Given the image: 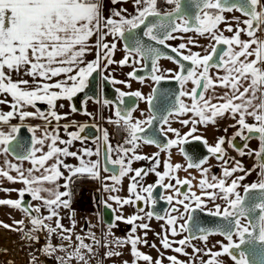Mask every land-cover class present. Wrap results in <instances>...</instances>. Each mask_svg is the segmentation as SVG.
<instances>
[{"label": "snow or ice", "instance_id": "1", "mask_svg": "<svg viewBox=\"0 0 264 264\" xmlns=\"http://www.w3.org/2000/svg\"><path fill=\"white\" fill-rule=\"evenodd\" d=\"M131 2L132 12L123 7L109 8L105 0H0V105L8 108L7 111L0 109V155H11L17 161L5 159L0 177L23 185L19 189L0 188V191L15 192L18 196L15 200L0 199V206L22 211L31 225L27 232H24V219L14 220L12 225L0 221V227L24 232V239L36 243H40L39 233L43 232L45 244L41 251L48 256L57 251L65 252L66 256L56 257L60 264H70L72 260L77 264H90L99 254L94 250L97 245L108 249L103 253L104 259L121 256L111 244L130 245L132 264L139 261L163 264L164 259L169 264H195L192 257L181 261L176 255L165 256L147 239L151 229L144 221L155 216L165 221V225H161L162 232L155 235L161 238V247L166 251L189 256L185 249L191 247L193 254L199 257V264H264V38L257 35L264 31V0ZM110 3L117 5L128 3V0H110ZM233 12H239L244 19L232 16L229 20L225 16ZM221 24H225L223 29ZM225 32L232 35L227 36ZM187 33H194V36L185 37L183 34ZM242 35L248 39H241ZM201 37L207 39L206 45L199 43ZM173 40L181 42L173 46L169 43ZM121 42L123 55L117 60L114 56ZM194 47L201 51H193ZM162 48L174 55H168ZM92 52L95 58L88 60L86 57ZM161 59L177 67L162 69ZM113 65L116 67L112 68ZM125 67L131 68L126 73L127 78L117 79L113 73ZM140 72L146 75H139ZM97 76L100 83L122 84L128 89L132 87L130 81L143 84L150 80L155 87H151L147 95L139 90L116 88L115 100L97 99L95 102L103 107L114 108L115 118L107 117V123L125 133L123 142L113 146L109 142V131L92 125L101 133L93 140L96 147L71 151L75 141L83 144L88 139L81 133L89 125L65 124L63 131L68 139H62L59 121L78 111L71 101L78 93L85 92ZM169 79L179 84L178 91L159 87L162 81ZM189 83L191 88L186 87ZM217 88L224 91L217 94ZM210 90L211 96L207 95ZM125 98L131 99L126 101ZM92 99V96L86 97L82 114L92 116L86 107ZM61 100L70 102V113H58L57 102ZM139 101L147 105V115L139 111V117H135ZM38 103L46 104L47 111L38 108ZM226 115L235 123L222 131L227 133L228 128H234V134L227 141L219 136L214 144H209L198 126L215 125L217 118ZM28 119L43 120L44 126H28L25 124ZM13 120L19 123H12ZM173 122L188 131L182 133L172 126ZM70 126L76 130L69 132ZM25 127L31 133L27 141L21 133ZM169 133L174 138H168ZM237 137L245 141L242 148L234 143ZM251 139L258 140V148L245 152L247 141ZM191 141H199L209 157L223 162L222 176L209 178L211 169L204 166L209 157L199 155L198 145L192 147L191 154L186 151L184 145ZM226 142L240 156H254L257 163L251 169H245L241 161L228 167L234 158L224 159ZM142 144L154 145L159 151L151 156L139 154L137 150ZM174 147L185 157L186 165L171 162ZM161 152L167 154L163 172L157 170L161 165ZM93 156L97 159H91ZM68 157L77 159L79 164L66 163ZM141 160L150 162V166L134 169L132 164ZM25 162L30 167L25 168ZM257 168L260 169L258 179L244 183ZM190 169L197 170L200 175L197 185L200 194L192 190L196 177L191 175ZM181 170L189 173L191 179L179 178L177 173ZM13 172L15 175L11 174ZM102 172L111 174L102 176ZM237 172L243 174L236 176ZM149 173H154L158 179L145 186L142 181ZM125 177L129 179L128 197L112 195L121 190L119 186ZM74 178L101 182L109 196L100 203L108 209H112L109 200L119 205L121 214L114 220L133 225L125 239L109 240L113 235L111 229L116 225L105 221L108 232L102 237L104 243L93 232L87 237L92 243H86L84 236L75 234L74 211L68 217L71 226H64L61 209L71 207L70 186ZM61 180L63 184L59 183ZM45 184L53 186L45 187ZM185 186L187 191H182ZM157 188L171 191L169 195L159 196L170 206L163 215L154 210L144 212V208L128 217L123 215L125 205H135L138 201L154 209L157 199L153 193ZM26 195L40 203H25ZM218 200L222 203H217ZM141 212L144 214L140 215ZM198 212L218 218L219 223L205 227ZM137 221L140 223H135ZM138 228L144 230L143 236L135 235ZM54 235L60 241L57 245L52 244ZM169 235L182 238L170 240ZM212 236L222 239L209 247ZM194 240L200 241L202 246L193 244ZM140 244L156 249L157 258L140 251ZM29 264H36L34 255Z\"/></svg>", "mask_w": 264, "mask_h": 264}, {"label": "rangeland", "instance_id": "2", "mask_svg": "<svg viewBox=\"0 0 264 264\" xmlns=\"http://www.w3.org/2000/svg\"><path fill=\"white\" fill-rule=\"evenodd\" d=\"M262 32L263 31L257 33V35L260 38H264V34H262ZM183 35H185V37L192 36L191 33H187V34H183ZM241 38L244 39V40L248 39V37L244 36V35H242ZM196 48H198V47H194L193 50L195 51ZM199 51H201V50H199ZM150 86H151V81H147V83H145V85H144V88H142V92L145 95H147L149 93L148 89H149ZM217 91L218 90H216V93L218 94ZM207 95H209V96L213 95L212 91L210 90ZM141 102L142 103H139V107H141V109H142L141 111H144L145 110L144 109L145 105H144L143 101H141ZM216 102L217 101L214 99L213 103H216ZM28 110L34 111V109H31V108H29ZM173 124H176L179 128L182 127L178 122H173ZM182 128H184V127H182ZM171 136H172V138H174L173 135H171ZM149 149H151V148H149ZM151 150H153V149H151ZM137 151H138L139 154H143L144 152H146L145 151V146L142 144L141 147ZM5 159H7V160H9V161H11L13 163L17 162L15 159L13 160L12 158H10L8 156L5 157L3 155H0V167L4 166ZM49 163H51V161ZM132 165H133V168L136 167V169L142 168V167L143 168H147V167L150 166V162L141 160V161L134 162ZM24 167L28 168V167H30V165L27 162H25L24 163ZM157 170L160 171V167ZM12 175H14V173H12ZM37 175H39V173H37ZM103 175L107 176V174H105V173H103ZM148 176L150 178V180L148 181V184H149L150 181L153 182L154 180L158 179L155 176L154 173H149ZM128 181H129L128 177H125L123 179L122 185L119 186L121 188V190L118 193H112V195H119L122 198H126L128 196V191H127V189H128ZM0 182L4 184L0 188H17V189H19V188L23 187L22 184H20V183H15V184L10 183L3 177H0ZM96 182H98V180H96ZM9 183L12 184V187L7 186V185H9ZM107 183L112 184V181H107ZM100 185L102 187L101 182H100ZM52 186L53 185L45 184V187H52ZM101 192H102V195H101L102 196V200L104 201V200H106L108 198L109 193L105 192L103 190V187L101 189ZM78 193L80 195V198H79L80 199V203L78 205H91L92 198H91L90 190L85 189V187L84 188L81 187V189L79 190ZM16 195L17 194L15 192L7 193V192L0 191V199H4V198H10L11 199V198H14V196H16ZM44 195H46V193ZM108 202L113 206L114 209H117V211L115 212V216L116 215H120L121 212L119 210V205L115 204L114 202H112L110 200ZM29 203H31L33 205H36V204H39L40 202L39 201H31ZM92 207H93V205H92ZM92 207L89 206V210L90 211H92V209H93ZM132 207H133V205H132ZM4 208H6V207H4ZM4 208L3 209L0 208V221H2L3 223L12 225L14 220H21V219L25 218V214L23 212H20L19 210H16V209L5 210ZM132 210L134 211V213L137 212V210L134 209V208H132ZM122 213H123V215L125 217L130 216L131 215L130 208L128 209L127 205H125L123 207V209H122ZM143 214H144L143 212L140 213V215H143ZM7 221L8 222L10 221V223H8ZM86 221L88 223V219ZM137 222H138V224L140 223V221H137ZM144 222L148 223L149 227L151 229L150 231H148L147 239L151 243H155L157 245V249H159L160 252H163L165 254V256H168V254H171L172 251H170V250L166 251V250H164L161 247V238L157 237L155 235V233H161L162 232L161 225H165V224L162 223V222H159V221H157L156 219H153V218L151 220H145ZM121 223H124V221H117V225L114 228L111 229V232H112L113 235L108 237L109 240H113L114 238L125 239L131 233V229H132L133 226L125 225V224L122 225ZM26 226H27V224L25 223L24 232H27L28 229H29V228L26 229ZM85 228L86 227L81 223L80 226H79V229L83 230ZM87 228H90V230H94V231H98L99 230L97 226L91 225V224L88 225ZM101 230H102L101 238L100 237L98 238V236L96 238L101 240L102 243H104L102 237L104 236L105 233L108 232V227L104 226V227L101 228ZM143 231H144L143 229H139L138 228L137 232L135 233V235L143 236ZM0 232L2 234V235H0V243H2L3 245L7 246V251L0 250V264H9V262L11 261V258L13 257V254H11L10 251L14 247H17L16 244H15L16 246L14 245V242H16L18 240H23L24 239V232L9 231L8 229H5L3 227H0ZM33 235H36V234L34 233ZM180 238H182V237H180V236L171 237L169 235V239L170 240H179ZM218 240H220V238L218 236L210 237L209 238V242H208V246L211 247V245L215 241H218ZM85 242L86 243H92V241L90 239L85 240ZM8 243L12 244V245H9ZM192 243L195 244L198 247L202 246L200 241L194 240ZM38 246H39L38 244H31V243L26 244V245H22L21 247H20V245L18 246V247L21 248V250H25V248L27 249V251L26 250L24 251V255L28 259V264H29L30 259H31V253L34 252ZM43 247L44 246L42 245L41 249ZM110 247L113 250H115V251H120L122 253V255L119 256V257H112V258L104 259L105 262L103 264H122L123 261H128L129 264H132L133 257L130 254V245H125L123 247H117L115 244H111ZM138 248H139L140 251L151 255L154 259L157 258V257L155 258V256L158 255L156 249H153V248H150V247H146L143 244L138 245ZM94 250L97 253H99V254L95 257V260H94V258L90 260V264L92 262H93L92 264H101V263H99V259L100 258H98V257H100L101 253L106 252L108 249L101 248V247H99V245H97V246L94 247ZM185 250H186V252H188L190 255L193 256L194 260L197 261V263L199 262V257H197V256H195L193 254L191 247H188ZM53 255H52V257L54 258V264H58L57 259H56L57 254H53ZM205 258H207V257H205ZM181 261H183V260H181ZM166 263H167V260H164L163 264H166ZM36 264H39V263L36 262ZM72 264H77V262L73 261ZM138 264H146V262L139 261Z\"/></svg>", "mask_w": 264, "mask_h": 264}, {"label": "crops", "instance_id": "3", "mask_svg": "<svg viewBox=\"0 0 264 264\" xmlns=\"http://www.w3.org/2000/svg\"><path fill=\"white\" fill-rule=\"evenodd\" d=\"M106 4H108V7L109 8H127L129 12H132L133 11V5H132V2L131 0H128V3H121V4H117V5H112L110 3V0H105ZM225 16L230 20L232 16H237V17H240L241 19H244V17H242L238 12H233V13H225ZM221 29H223L225 27V24H221L220 25ZM233 27H235V22H233ZM192 36H194V33H191ZM225 35L227 36H230L232 35V33H228V32H225L224 33ZM94 39V38H93ZM242 39V38H241ZM199 40V43L201 45H206L208 43L207 39L205 38H198ZM198 48H196L195 51H197ZM200 49V48H199ZM194 51V50H193ZM122 55H123V52H122V47H121V44L118 45V50L116 51L115 53V56H114V59H121L122 58ZM88 60H92L95 58V55H94V52L92 53H89L86 57ZM166 63V61H163L162 63H160V66H164ZM112 68H115L116 66L113 65L111 66ZM120 74L122 75V77L124 79H126V73L131 71V68H128V67H125L123 69H118ZM27 78V77H26ZM148 80L145 81V83H147ZM131 82V89L130 90H138V88H144V85L145 83L141 84L137 81H130ZM151 87V86H150ZM149 87V89H150ZM148 89V91H149ZM8 99L10 100L11 98L8 97ZM60 104H63L64 107L63 108H60L59 105ZM69 101L67 100H61V101H58L57 102V111L58 113L60 114H64V113H70V107H69ZM85 105H84V102H83V109H84ZM87 111L92 113V116H87V115H84L82 114L83 113V110L81 113H70L67 117V119H62L59 121V127L61 129L60 131V137L62 139H68L67 135L64 133L63 131V126L65 124H69V125H72L73 122H75V124H79V125H83L84 123H93L94 125H96L98 122L100 123L99 125V128L101 129H107L109 131V142L115 146L118 141L116 140V137H115V134L113 133V130H112V126L114 124H109L107 123V117L109 116H112L113 119L115 118L113 113H114V109L112 106H109L107 108L103 107L101 103H96V102H93V101H90L88 100L87 102ZM0 109H3L4 111H7L8 108L6 105H0ZM47 111V110H45ZM12 123H19L18 120H13ZM25 124L28 125V126H34V125H40L41 127L44 126V121L43 120H40V119H28L25 121ZM53 126L55 127L56 126V122L53 121ZM76 128L74 126H70L68 128V131L71 132V131H75ZM98 134L99 136L101 135V133L98 131ZM37 135L39 136L40 133L38 132ZM82 147H88V148H95L96 145L93 143V141H88V140H85L83 142V144H81L80 141H75L72 145V147L70 148L71 151H77L79 150L80 148ZM153 154V150H150ZM152 154H149L147 156H151ZM9 157V156H8ZM11 158V157H10ZM113 158H115V156H113ZM91 159L95 160L97 159V157L93 156L91 157ZM14 160V159H13ZM66 163L68 164H72V165H78L79 164V161L73 157H68L66 158L65 160ZM133 167V165H132ZM136 169V167L134 168ZM14 173V172H13ZM104 172L101 173L102 176ZM12 174V173H11ZM107 174V173H105ZM15 175V173H14ZM65 175H67V173H65ZM109 174H107L108 176ZM150 180L149 176H145L144 179H143V184L145 186L148 185V181ZM167 181V180H166ZM59 183L63 184V180L59 181ZM152 182L150 181L149 184H151ZM2 185H4L3 183L0 182V187H2ZM128 185H129V181H128ZM7 186H10L12 187V184L9 183V185ZM96 186V183L94 182V184H85L83 185L82 187L87 190H90V193H92L93 191V188H95ZM64 189L61 188V191H63ZM129 195V194H128ZM17 195L14 196V198H11L13 200L17 199ZM76 197V198H75ZM128 197V196H127ZM75 198V199H74ZM73 198V201L71 202V207L70 209H61V216L63 217L62 219V223L64 224L65 227H70L71 226V222L70 220L68 219L69 215L71 214L72 211L75 212V221H76V228H75V234H78V235H82L85 237V240H87L88 238V233L89 232H93L95 233V236L96 234H100V236H98V238L100 237L101 238V234H102V230L101 228L103 227L102 224L100 223V219H99V215H98V212L95 211L94 207H92V205H78L80 203V195L79 193L76 194ZM31 198H30V202H31ZM89 206H91L93 209L92 211L89 210ZM128 209L130 208V213L131 215L134 214V211L132 210V205H127ZM112 209L113 206H112ZM43 211V210H42ZM88 214V215H87ZM114 214V217H115V212H113ZM88 217V218H87ZM88 219V223H86ZM53 223L54 225V221L51 222ZM83 224L86 228L83 229V230H80L79 229V226L80 224ZM114 223L115 225H117V221L114 220ZM138 224V222H135ZM95 225L98 227V231H94V230H90V228H87L88 225ZM122 225H129L127 223H121ZM133 226V225H131ZM39 236H40V243H36L35 241H30V240H26V239H23V240H18L16 242H14V244L17 245V247H14L10 253L13 254V257L11 258V264H28V259L26 258V256L24 255V251L27 249L25 248V250H21V246L22 245H26V244H38L39 246L36 248V250L34 252L31 253V256H35L36 257V262L39 263V264H54V258L51 256H48V255H45L42 251H41V246L45 244V234L43 232L39 233ZM97 237V236H96ZM51 240H52V244L53 245H57L58 243H60L59 239H58V236H52L51 237ZM66 243V242H65ZM15 245V246H16ZM20 245V247H18ZM75 246V239L73 237V247ZM21 250V251H20ZM71 250V249H70ZM54 254H57V257L58 256H66V253L65 252H60V251H57L56 253ZM103 254V253H102ZM54 256V255H53ZM103 256V255H102ZM95 260V258H94ZM75 261V260H72L70 262V264H72V262ZM102 264L105 262L104 261V258H102ZM100 261V263H101ZM9 262V264H10ZM58 264H60V261L57 260ZM93 263V262H92ZM91 263V264H92Z\"/></svg>", "mask_w": 264, "mask_h": 264}, {"label": "flooded vegetation", "instance_id": "4", "mask_svg": "<svg viewBox=\"0 0 264 264\" xmlns=\"http://www.w3.org/2000/svg\"><path fill=\"white\" fill-rule=\"evenodd\" d=\"M180 42H181V41H179V40L169 41V43L172 44L173 46L177 45V44L180 43ZM199 50H201V49L198 48L197 51H199ZM163 61H166V63H165V65H164L163 67L161 66L162 69H170V68H171V69H175V68L177 67L174 63H172V62H170V61H168V60H160V63H162ZM104 74H107V73H104ZM113 75H114L117 79H121V80L124 79V78L122 77V75L120 74L119 70L115 71V72L113 73ZM148 81H150V80H148ZM112 86L114 87V89H116V88H120V89L123 90V91H130V89H128L127 87H125V86L122 85V84L112 85ZM151 86H152V82H151ZM191 86H192V85H191L190 83H189L188 85H186L187 88H191ZM150 88H151V87H150ZM138 90L142 92V89H141V88H138ZM216 90H218V91H217L218 94H219V93H222V92L224 91V89H220V88H217ZM131 91H134V90H131ZM149 92H150V89H149ZM116 96H117V93H116ZM138 103H142V102L139 101ZM144 105H145V107H144V109H145L144 112H145V114L147 115L146 104L144 103ZM141 110H142L141 107H139L138 111L134 114V116H135V117H139V111H141ZM185 118H186V117H185ZM249 122H252V121H251V118H249ZM233 123H235V121L232 120L230 116L226 115V116L223 117V118H217V123H216L215 125L210 124V125H208L207 128H204L203 126H198V127H199V130H200V134H203V136L208 140L209 144H214V143L216 142V139H217L219 136H224V137L226 138V141L229 140V139H231V137H232V135L234 134V132H235L236 129H234V128H228V132H227V133L223 132L222 129L228 127L230 124H233ZM96 126L99 128V126H98L97 124H96ZM172 126L175 127V128H177V129H179L182 133L188 131L187 128H182V127L179 128L176 124H173ZM114 128H115V125L112 126V130H113V133L115 134L116 140H117L118 142H120V141L118 140V138H119L120 136H125V133H121V134H119V135H116V133H115V131H114ZM218 128L221 129V130L218 131V130H217ZM171 135H172V134L169 133V134H168V138H172ZM122 142H123V141H122ZM122 142H120V143H122ZM234 143L237 145V147H241V148H242L243 145L245 144V141L242 140L241 138L237 137L236 140L234 141ZM258 143H259V142H258V140H256V139H251V140L247 141L248 148H245L244 151L247 152V151H249L250 149H257V148H258ZM143 145L145 146V151H146V152L143 153L144 155L152 154V152L150 151L151 149H153V153H156V152L159 151L158 148H155V147H153V146H151V145H145V144H143ZM201 145H202V144H201ZM202 147L204 148L203 145H202ZM149 148H151V149H149ZM224 148H225L226 153H227V155L224 157V159H228L229 157L234 158V160H233L232 162L229 163L228 167H232V166H234V162H235V161H241L245 169H251V168L257 163L256 158H255L254 156H247V155H245V156H240L236 150H234L233 148H231V147L228 146L227 142L225 143ZM204 149L206 150V148H204ZM206 151H207V150H206ZM207 157H209V154L207 155ZM165 159H167V154L164 153V152H161V153H160V160H161L160 172H163V171H164V168H163V161H164ZM171 162H172L173 164L180 163V164H184V165H186L185 157H183V155L179 154L178 149L175 148V147L171 150ZM222 163H223L222 161H218L217 159H215V157H209L207 164L204 165L205 167H210V169H211L210 173L208 174V175H209V178H210L212 175H216V176H218V177L222 176V168H221ZM259 171H260V169L257 168L256 171L252 172V174L246 178V180L244 181V183H250V182H252V181L257 180V179H258ZM189 172L191 173L192 176H195V177H196V179L192 181V183H193V188H192V190H193V191H196L197 194H200L199 188L197 187V185H198V180L200 179V175H199V173L197 172V170H195V169H190ZM107 174H108V173H107ZM242 174H243V173H241V172H237L235 175H236V176H239V175H242ZM109 175H110V174H109ZM177 175H178L179 178H181V179H184L185 177H188L189 179H191V176H189V173H186V172H184L183 170L179 171ZM155 181H156V180H154L151 184H153ZM165 182H167V181H165ZM95 183H96V186H95V188H93V191H92V193H91V198H92L91 205H93V207H94V209H95V211H96V207H95V205H101V204H103V203H100V202L103 201V200H102V196H101V195H102V192H101L102 187H101V185H100V181L96 182V180H95ZM173 183H174V181H173ZM93 184H94V183H93ZM81 187H82V186H81ZM184 189H185V191H187V186H185ZM160 190H161V195H169V194H171V191H170V190L166 191V190L163 189V188H160ZM156 191H157V189H156ZM209 191H210V190H209ZM94 193L97 195V201H96V202L94 201ZM154 194H155V192L153 193V195H154ZM17 198H18V197H17ZM29 202H30V201H29ZM217 203H222V201H219V200H218ZM137 204H140V205H139V208H144V211H145V212H147V211L150 210V205H149V206H145V204H144L143 201H138ZM209 206H211V205H209ZM4 207H6V208H4ZM169 207H170V206L167 204V207H166L165 211L168 210ZM0 208H1V209L4 208L5 210H10V209H12V208L9 207V206H0ZM133 208L136 209V208H135V205H133ZM136 210L138 211V209H136ZM154 211H155L156 213H159V211H160L159 206L155 207V208H154ZM165 211H164V212H165ZM20 212H22V211H20ZM163 214H164V213H163ZM173 214H174V213H173ZM153 219H156V218L153 216ZM24 220H25V223L27 224L26 229H27V228H30L31 225L28 223L27 219L24 218ZM156 220H157V219H156ZM157 221L162 222V223L165 224V221H164V220H157ZM7 222H8V221H7ZM8 223H10V221H9ZM102 226L104 227V225H102ZM105 227H106V226H105ZM0 235H2L1 232H0ZM184 235H186V233H184ZM218 237L220 238V240L222 239V237H220V236H218ZM170 255H176V256H178V258H179L180 260H183V261H187V260H189L190 257L193 258V256L190 255V254H189V256H184V255H181V254H177V253H175V252H173V251L171 252V254H168V256H170ZM102 257H103V256H102V253H101V256L98 257V258H100V259H99V263H100V261L102 260ZM156 257H157V256H155V258H156ZM193 259H194V258H193ZM205 259H207V258H205ZM224 259H227V258L225 257ZM164 260H167V259H164ZM166 264H169V261H168V260H167V263H166ZM195 264H199V262L197 263V261H195Z\"/></svg>", "mask_w": 264, "mask_h": 264}, {"label": "water", "instance_id": "5", "mask_svg": "<svg viewBox=\"0 0 264 264\" xmlns=\"http://www.w3.org/2000/svg\"><path fill=\"white\" fill-rule=\"evenodd\" d=\"M120 44H121V47H122L123 42H121ZM162 51H164L168 55H174L173 53L170 52L169 49H163L162 48ZM161 60H167V59H161ZM95 75L96 74H94V76ZM139 75H146V73L145 72H140ZM151 87H155V85L152 84ZM159 87L161 89H173V90H176V91L179 90V84L176 81L171 80V79L162 81ZM150 91H151V88H150ZM87 96H92L93 99L90 100V101H93V102H95L97 99H100V100H103V99L115 100L116 91H115L114 87L112 86V84L107 83V82L100 83V77L97 76L96 79L91 80L90 86H89V88H87L85 90V92L78 93L77 96H75L73 98V100L71 101V104H74L76 106V108L78 109V111L76 113H81L82 112V110H83V102L85 101ZM125 99H126V101H130L131 98H125ZM157 103H159V102L157 101ZM37 107L40 108L43 111L47 110V108H48V106L46 104H43V103H38ZM146 108H147V105H146ZM84 124L89 125V127H87L85 129V132L81 133V135L88 137V139H86V140L93 141L95 137L99 136L97 128L96 127H92V125H94L93 123H89L88 122V123H84ZM21 133H22L23 138L26 141L28 139H30L31 133H29L27 131L26 127L21 129ZM194 145H198V152H199V155L201 157H207L208 153L202 147V145H201V143L199 141H191L190 144H186V145H184V147H185L186 151H188L191 154V150H192V147ZM151 146L157 148L154 145H151ZM9 157L14 159V157L11 156V155H9ZM100 159H101V161L103 163V150L101 152ZM108 174H111V173H108ZM182 191H185V189H182ZM154 192H155L154 197H156V199H157V203L154 206V208L159 206V208H160L159 214L163 215V213H164V211H165V209L167 207V202L164 201V200H160L159 199V196H161L160 188H157V191L155 190ZM24 200H25V203H29L30 197L26 195ZM94 201L95 202L97 201V195L95 193H94ZM139 205L140 204H137V202H136L135 203V208L139 209ZM95 207H96V211L98 212V215H99L100 223L102 225L108 227V225H107V223H105V221L114 222V214H113L112 209L105 208L103 204L95 205ZM150 210H154L152 206H150ZM197 215L199 216L200 220L204 223L205 227H213L216 223H219L218 218L210 217V216L206 215V213H199L198 212ZM186 235H188V233H186Z\"/></svg>", "mask_w": 264, "mask_h": 264}, {"label": "trees", "instance_id": "6", "mask_svg": "<svg viewBox=\"0 0 264 264\" xmlns=\"http://www.w3.org/2000/svg\"><path fill=\"white\" fill-rule=\"evenodd\" d=\"M114 131H115L116 135L123 133L122 131L118 130L116 126L114 128ZM94 182H95V180L84 179V178H74V183L70 186L71 190H72L71 202L73 201L74 196L76 194H78L82 185L93 184Z\"/></svg>", "mask_w": 264, "mask_h": 264}, {"label": "built area", "instance_id": "7", "mask_svg": "<svg viewBox=\"0 0 264 264\" xmlns=\"http://www.w3.org/2000/svg\"><path fill=\"white\" fill-rule=\"evenodd\" d=\"M262 34H264V31L262 32ZM99 124H100V123L98 122L97 125L100 126ZM123 139H124V136H120V137L118 138V140H119L120 142H122ZM82 186H83V185H82ZM96 236H100V234H96Z\"/></svg>", "mask_w": 264, "mask_h": 264}, {"label": "bare ground", "instance_id": "8", "mask_svg": "<svg viewBox=\"0 0 264 264\" xmlns=\"http://www.w3.org/2000/svg\"><path fill=\"white\" fill-rule=\"evenodd\" d=\"M4 242V241H3ZM9 244V243H8ZM12 245V244H9ZM15 245V244H14ZM0 250H6L7 251V246L3 245L2 243H0Z\"/></svg>", "mask_w": 264, "mask_h": 264}]
</instances>
